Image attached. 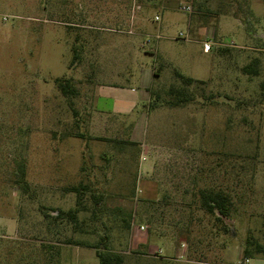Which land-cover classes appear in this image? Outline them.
Segmentation results:
<instances>
[{
	"label": "rangeland",
	"instance_id": "374dc122",
	"mask_svg": "<svg viewBox=\"0 0 264 264\" xmlns=\"http://www.w3.org/2000/svg\"><path fill=\"white\" fill-rule=\"evenodd\" d=\"M250 2L211 0L203 16L190 0H0V264H100L76 242L104 236L123 264H189L178 222L203 188L236 207L232 236L211 248L215 264H238L247 238L264 244V43L253 36L264 33V0ZM126 37L148 52L142 68L155 67L162 96L139 143L130 119L104 124L92 109L96 84L124 65ZM254 58L259 76L243 75ZM175 71L206 82L179 107L166 95L182 85ZM60 78L76 93L64 96ZM19 164L27 195L14 184ZM76 208V225L45 216Z\"/></svg>",
	"mask_w": 264,
	"mask_h": 264
},
{
	"label": "trees",
	"instance_id": "16d2710c",
	"mask_svg": "<svg viewBox=\"0 0 264 264\" xmlns=\"http://www.w3.org/2000/svg\"><path fill=\"white\" fill-rule=\"evenodd\" d=\"M196 6V12L205 16V12L209 10L208 3L211 0H190ZM234 2V0H231ZM258 39L264 43V34H254ZM222 52L230 51L229 48L221 50ZM261 64L260 58H254L251 63L245 65L241 72L243 75L256 77L260 74L259 66ZM155 78L158 77L157 72L154 73ZM175 76L180 79L181 87H171L166 95L170 97L167 100L168 105L179 107L191 101L193 95L189 88L194 85H204L206 82L203 80H196L193 78L185 77L178 71H175ZM59 88L64 96L73 95L76 93L75 88L71 85L70 79H57ZM215 98V96H209L208 99ZM162 102V96L160 93L151 89V102L149 105V111H153L159 102ZM80 137V136H79ZM129 143V142H124ZM15 178L14 184L17 190L22 194L27 195L30 191V184L27 181L26 168L24 164H19L13 172ZM83 190L86 191L87 187L83 186ZM72 192L77 194V205H81V191L78 187H72ZM95 197V196H93ZM97 206L100 204V198H96ZM190 211L183 215L178 222V234L179 242L182 245L187 246L188 262L189 264H215L211 258V248L216 245L217 240L223 236H232V225L227 222L231 219L234 213H236V207L232 196L221 189L215 188H203L198 191L197 197L194 198L191 204H188ZM200 212L202 216H198L196 213ZM79 208L69 210L67 212L63 210H55L53 214H46L45 216L52 220V222H59L64 219H69L76 225L78 223ZM95 214V213H94ZM125 226L130 228L129 221H125ZM70 241V240H69ZM108 237H101L95 244H89L84 242H76V245H82L84 247L94 249L96 256L99 259L100 264H123L124 256L113 251L108 243ZM215 242V243H214ZM71 244V242H68ZM73 243V242H72ZM226 246L222 243V247ZM227 247V246H226ZM256 255L264 256V244L253 238H247L244 247L242 249L241 259L242 261L253 259Z\"/></svg>",
	"mask_w": 264,
	"mask_h": 264
},
{
	"label": "crops",
	"instance_id": "0c3cea01",
	"mask_svg": "<svg viewBox=\"0 0 264 264\" xmlns=\"http://www.w3.org/2000/svg\"><path fill=\"white\" fill-rule=\"evenodd\" d=\"M260 0H251V6L259 4ZM249 4V0H248ZM160 21V20H159ZM264 34V33H262ZM121 44L120 53L117 55L118 62H124V69L118 71L100 73V76L111 77L110 81L96 84L93 95V116L101 123H108L110 119H130L132 121L131 140L141 142L145 137V123L150 116L149 105L151 102V89L155 83V67L150 70H143V53L136 49L131 39L125 38ZM98 77V76H97ZM95 77L96 79H98ZM140 81V85H134L135 80ZM137 84V83H136ZM110 126H106L109 128ZM263 244V243H262ZM239 250V260L242 254ZM257 264H264V256L256 255L253 259Z\"/></svg>",
	"mask_w": 264,
	"mask_h": 264
},
{
	"label": "built area",
	"instance_id": "2783aa9c",
	"mask_svg": "<svg viewBox=\"0 0 264 264\" xmlns=\"http://www.w3.org/2000/svg\"><path fill=\"white\" fill-rule=\"evenodd\" d=\"M179 9L181 11L185 12V13H190L192 11V6L189 3H181L179 5ZM159 20H160V17L159 16H156L155 21H159ZM179 39L185 40L186 39V36L183 33H180L179 34ZM212 46H213V41L211 39L205 41L203 43V50H204V52L205 53L211 52ZM229 46L236 47V45L234 43H232V42L230 43ZM240 264H249V260L246 259V260L242 261Z\"/></svg>",
	"mask_w": 264,
	"mask_h": 264
}]
</instances>
